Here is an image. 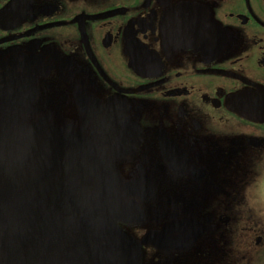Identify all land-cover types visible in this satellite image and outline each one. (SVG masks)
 <instances>
[{"label":"flooded vegetation","instance_id":"1","mask_svg":"<svg viewBox=\"0 0 264 264\" xmlns=\"http://www.w3.org/2000/svg\"><path fill=\"white\" fill-rule=\"evenodd\" d=\"M2 9L0 100H31L32 110L0 101V134L16 113L18 124L44 115L90 135L97 117L121 110L141 128L130 152L111 157L131 183L124 203L145 213L119 222L147 239L140 264H264V106L249 102L264 98V0H0ZM203 9L206 36L214 24L224 36L217 53L196 39ZM1 246L0 264H31Z\"/></svg>","mask_w":264,"mask_h":264},{"label":"water","instance_id":"2","mask_svg":"<svg viewBox=\"0 0 264 264\" xmlns=\"http://www.w3.org/2000/svg\"><path fill=\"white\" fill-rule=\"evenodd\" d=\"M203 10V33L196 39L201 40L202 51L212 39L217 53L224 36L215 24L213 37L206 36L205 24L211 20ZM1 97L7 112L32 110L31 100L25 107ZM249 102L264 106L263 96ZM33 113L37 118L39 112ZM43 116L35 123L18 124L19 116L12 113L1 122L3 129L15 126L0 134V246L23 263L50 264V258L53 264H140L141 245L147 239L139 241L119 222H137L145 213L137 201L124 203L122 190L131 183L121 182L111 157L130 152L139 142L141 128L115 109L97 117L90 135L75 132L70 125L50 124ZM158 136L162 146L159 132ZM52 201L67 211H56ZM52 242L58 246V261Z\"/></svg>","mask_w":264,"mask_h":264},{"label":"rangeland","instance_id":"3","mask_svg":"<svg viewBox=\"0 0 264 264\" xmlns=\"http://www.w3.org/2000/svg\"><path fill=\"white\" fill-rule=\"evenodd\" d=\"M69 112L71 113V114H67V117L68 118H73V119H75V118H78V114H76V112L77 111H75V110H73V109H69ZM157 193H159V195H162V193H163V187H162V184H157ZM163 201V200H162ZM218 205V204H217ZM202 206L203 207H208L209 209H214L215 208V206H213V202L211 203V204H209V205H206V204H202ZM215 215L213 214V217H214ZM156 227V224H154L153 222L152 223H150V224H148L147 225V229H152V228H155Z\"/></svg>","mask_w":264,"mask_h":264}]
</instances>
